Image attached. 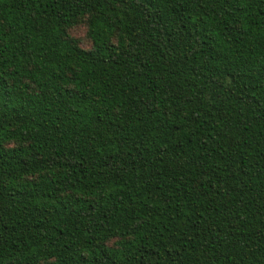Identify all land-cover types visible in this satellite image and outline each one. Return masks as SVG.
I'll use <instances>...</instances> for the list:
<instances>
[{"label":"trees","instance_id":"1","mask_svg":"<svg viewBox=\"0 0 264 264\" xmlns=\"http://www.w3.org/2000/svg\"><path fill=\"white\" fill-rule=\"evenodd\" d=\"M0 264H264V0H0Z\"/></svg>","mask_w":264,"mask_h":264},{"label":"rangeland","instance_id":"2","mask_svg":"<svg viewBox=\"0 0 264 264\" xmlns=\"http://www.w3.org/2000/svg\"><path fill=\"white\" fill-rule=\"evenodd\" d=\"M76 35L78 36H82L83 35V31L81 28L77 29L75 32H74Z\"/></svg>","mask_w":264,"mask_h":264}]
</instances>
